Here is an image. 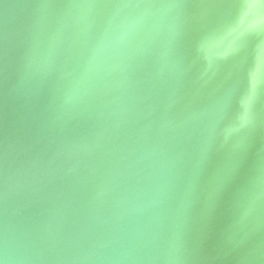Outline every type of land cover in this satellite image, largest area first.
I'll return each mask as SVG.
<instances>
[{"label":"water","instance_id":"obj_1","mask_svg":"<svg viewBox=\"0 0 264 264\" xmlns=\"http://www.w3.org/2000/svg\"><path fill=\"white\" fill-rule=\"evenodd\" d=\"M0 264H264V0H0Z\"/></svg>","mask_w":264,"mask_h":264}]
</instances>
